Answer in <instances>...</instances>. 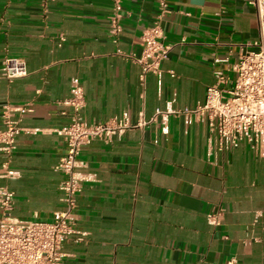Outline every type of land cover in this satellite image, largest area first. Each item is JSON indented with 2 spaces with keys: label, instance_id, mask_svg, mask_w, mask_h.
<instances>
[{
  "label": "crops",
  "instance_id": "0c3cea01",
  "mask_svg": "<svg viewBox=\"0 0 264 264\" xmlns=\"http://www.w3.org/2000/svg\"><path fill=\"white\" fill-rule=\"evenodd\" d=\"M122 3L115 43L112 0H0V126L4 104L33 108L22 125L35 132L18 136L11 157L0 150V171L8 163L15 172L0 184L15 192L21 219L50 221L61 206L56 165L66 144L56 129L72 120L74 80L85 90L86 120L128 110L137 123L142 111L150 118L203 102L216 73H229L259 37L251 0H168L170 56L143 86L140 64L126 54L142 53L158 2ZM6 56L22 57L28 74L4 76ZM78 159L92 180L79 196L80 233L65 244V264H264V161L247 143L219 152L206 124L170 113L113 144L95 141Z\"/></svg>",
  "mask_w": 264,
  "mask_h": 264
},
{
  "label": "built area",
  "instance_id": "2783aa9c",
  "mask_svg": "<svg viewBox=\"0 0 264 264\" xmlns=\"http://www.w3.org/2000/svg\"><path fill=\"white\" fill-rule=\"evenodd\" d=\"M158 10L154 22L145 28L142 39L144 48L140 55L126 54L141 66L140 79L145 86L150 74L161 75L163 63L169 59L170 45L165 42L163 21L169 13L168 0H157ZM258 12L259 37L249 42V48L232 63L229 73L219 70L216 80L207 88L203 102L184 110L157 109L146 118L140 113L133 123L128 110L104 121H88L84 117L86 95L82 84L74 80L68 104L72 107V120L56 129L64 137L66 148L56 165L63 174L60 182L61 206L54 211L52 220H25L14 214L15 192L8 185L0 184V264H65L70 254L65 244L79 234L77 228L79 196L83 184L91 181V174L81 169L78 157L83 148L95 141L113 144L133 127H144L157 119L166 120L170 113H181L186 123L206 124L215 138V149L227 152L241 143L264 161V0H251ZM113 11L109 19V33L115 43L123 30L121 23L122 0H112ZM62 41L65 40L62 36ZM120 53H124L119 50ZM1 71L11 81L28 74L27 63L22 57L6 56ZM175 75L173 70H170ZM233 73L234 76L231 75ZM30 103L2 106L0 150L11 157L17 149L18 136L35 132L22 125L26 113L32 111ZM15 172L8 163L0 171V178L13 177ZM223 210L213 216L220 224ZM228 264H234V261Z\"/></svg>",
  "mask_w": 264,
  "mask_h": 264
}]
</instances>
